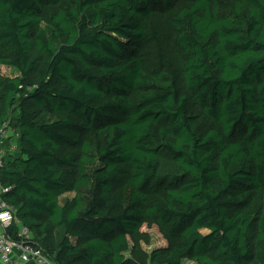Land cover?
Listing matches in <instances>:
<instances>
[{
    "label": "trees",
    "instance_id": "1",
    "mask_svg": "<svg viewBox=\"0 0 264 264\" xmlns=\"http://www.w3.org/2000/svg\"><path fill=\"white\" fill-rule=\"evenodd\" d=\"M176 1L0 0V65L16 71L0 74V124L20 133L3 199L59 264H141L127 236L148 218L176 239L149 264H264V0H185L170 18L184 94L137 56L147 19Z\"/></svg>",
    "mask_w": 264,
    "mask_h": 264
},
{
    "label": "rangeland",
    "instance_id": "2",
    "mask_svg": "<svg viewBox=\"0 0 264 264\" xmlns=\"http://www.w3.org/2000/svg\"><path fill=\"white\" fill-rule=\"evenodd\" d=\"M233 0H221L222 3L229 4ZM185 0H177L175 5L172 7L165 8L161 12H157L155 15L150 16L147 19V36L144 41H142L137 47V56L140 57L143 68L147 73L151 72L156 68L161 62H165L166 65L172 70L177 77V87L181 94H184L185 91L181 84L180 79V70L181 64L185 60V54L183 50L176 43V30L170 23V18L178 11V9L186 5ZM51 8H48L49 10ZM152 27L155 28L157 39H155L151 32ZM0 74L13 76L16 74V71L12 68L0 65ZM191 112L193 114H199V110L195 108L191 100ZM44 117L52 121L57 118H61L62 114H57L52 111H45L43 113ZM17 110L13 109L11 111V117L13 123L17 120ZM9 123V122H8ZM198 129L201 132H205L208 129H219V125L207 120L204 116L199 115V119L196 123ZM16 129L15 127H13ZM17 131V129H16ZM88 133H83L82 137H88ZM62 150H72L64 146ZM162 173H175L176 167L168 154H163V163L161 168ZM124 178V175H122ZM239 190H236L235 193H238ZM73 195L72 191L66 192L61 195L60 201L64 202L65 199L70 198ZM259 207V194H254L252 196V201L245 204L242 208L249 212L254 213ZM110 209L112 212L117 213L120 211V188L113 193L111 196ZM62 230H52L50 231L48 237V244L50 247H55L60 242L62 237ZM129 242V249L126 252V255L135 257L141 264H149V257L152 250L159 248L163 251L167 250L172 243L176 241L173 238H167L163 234L162 230L159 228L157 223L153 218H148L144 220L139 228L138 232L134 236H127ZM56 249H52L49 252L50 259L59 264L58 260L60 257ZM58 259V260H57ZM80 264V263H76ZM181 264H192L190 261L184 259Z\"/></svg>",
    "mask_w": 264,
    "mask_h": 264
},
{
    "label": "built area",
    "instance_id": "3",
    "mask_svg": "<svg viewBox=\"0 0 264 264\" xmlns=\"http://www.w3.org/2000/svg\"><path fill=\"white\" fill-rule=\"evenodd\" d=\"M19 137L8 122L0 124V173L6 157L17 151ZM9 190L10 186L0 181V264H56L32 232L15 218L13 208L3 199Z\"/></svg>",
    "mask_w": 264,
    "mask_h": 264
},
{
    "label": "crops",
    "instance_id": "4",
    "mask_svg": "<svg viewBox=\"0 0 264 264\" xmlns=\"http://www.w3.org/2000/svg\"><path fill=\"white\" fill-rule=\"evenodd\" d=\"M73 194H74V193H73ZM72 196H73V195H72ZM72 196H71V197H72Z\"/></svg>",
    "mask_w": 264,
    "mask_h": 264
}]
</instances>
